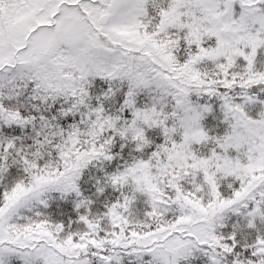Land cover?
Returning <instances> with one entry per match:
<instances>
[{
    "label": "snow or ice",
    "instance_id": "6c2138e0",
    "mask_svg": "<svg viewBox=\"0 0 264 264\" xmlns=\"http://www.w3.org/2000/svg\"><path fill=\"white\" fill-rule=\"evenodd\" d=\"M0 264H264V0H0Z\"/></svg>",
    "mask_w": 264,
    "mask_h": 264
}]
</instances>
